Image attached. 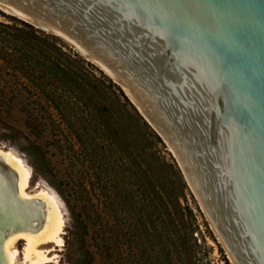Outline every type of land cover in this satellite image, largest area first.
Segmentation results:
<instances>
[{
  "label": "water",
  "instance_id": "obj_1",
  "mask_svg": "<svg viewBox=\"0 0 264 264\" xmlns=\"http://www.w3.org/2000/svg\"><path fill=\"white\" fill-rule=\"evenodd\" d=\"M138 3L177 7H124ZM0 10L107 72L166 143L234 264H264V0H0ZM17 178L0 153L8 204Z\"/></svg>",
  "mask_w": 264,
  "mask_h": 264
},
{
  "label": "trees",
  "instance_id": "obj_2",
  "mask_svg": "<svg viewBox=\"0 0 264 264\" xmlns=\"http://www.w3.org/2000/svg\"><path fill=\"white\" fill-rule=\"evenodd\" d=\"M6 20L0 21V62L26 80L24 89L45 105L43 120L68 143L74 168L83 176L77 182L82 200L118 220L122 214L129 242L140 251L143 244L162 246L165 264H194L183 231L191 229L194 213L181 202L189 187L162 137L119 85L58 35L16 16ZM6 96L2 91L5 109L10 107ZM25 124L36 139L42 136L38 117L26 114ZM178 218L187 228L177 229ZM81 223L87 232L89 226ZM86 253L85 264H92L93 253Z\"/></svg>",
  "mask_w": 264,
  "mask_h": 264
},
{
  "label": "rangeland",
  "instance_id": "obj_3",
  "mask_svg": "<svg viewBox=\"0 0 264 264\" xmlns=\"http://www.w3.org/2000/svg\"><path fill=\"white\" fill-rule=\"evenodd\" d=\"M7 15L11 14L0 10V21H7ZM58 37L73 52L83 57L82 52L80 53L73 44L59 35ZM91 63L108 76L95 62ZM97 74L100 75L98 71ZM26 83L21 75L8 72L0 62V95L5 91L9 101L7 105H10L6 109L5 106L0 107V149L11 150L22 157L31 172L27 193L36 196L43 189L49 191L56 197L64 217L62 244L57 246L55 243H49L41 246L42 250H49L52 258L45 264H85L88 260V250L94 255L92 264H165L162 246L152 249L143 244L146 247L140 251L129 242L122 214L118 220L111 211H97L82 200L83 193L78 191L77 187V182L83 178L80 167L74 168L75 162L67 152L68 143L60 136V131L43 120L46 117L43 109L45 105L40 98L35 100L24 89ZM28 113L39 118V133L42 135L39 139L35 138L25 124ZM170 154L163 152L167 161L172 160ZM173 177L178 178L177 175ZM188 187L189 189L185 190L186 199L182 197L181 202L183 205L188 203L193 210L191 229H184L187 226L182 225L180 218L177 219L176 226L177 229H184V234L187 235L186 242L191 247L194 264H233L197 195L189 184ZM88 216L93 220H89ZM80 219L89 226L87 232ZM29 221L32 223L34 218ZM25 247L26 241L23 239L16 243V264H28L24 257Z\"/></svg>",
  "mask_w": 264,
  "mask_h": 264
},
{
  "label": "bare ground",
  "instance_id": "obj_4",
  "mask_svg": "<svg viewBox=\"0 0 264 264\" xmlns=\"http://www.w3.org/2000/svg\"><path fill=\"white\" fill-rule=\"evenodd\" d=\"M81 54L90 59L83 52ZM0 153L18 172L16 185L19 198L23 200L17 199L18 201L12 205L0 199V264H16L17 251L14 247L22 239L26 241L24 257L28 264L48 263L52 259L49 250H42L41 246L49 243L60 246L63 242L64 217L60 205L56 197L45 189L36 196L28 194L31 172L22 157L11 150L0 149ZM30 199L33 201L29 202ZM202 209L204 210L203 206ZM31 218H34L32 223L29 221ZM211 226L218 236L212 222ZM219 239L222 242L220 237ZM228 256L234 264L229 253Z\"/></svg>",
  "mask_w": 264,
  "mask_h": 264
},
{
  "label": "snow or ice",
  "instance_id": "obj_5",
  "mask_svg": "<svg viewBox=\"0 0 264 264\" xmlns=\"http://www.w3.org/2000/svg\"><path fill=\"white\" fill-rule=\"evenodd\" d=\"M124 7L126 8H134L137 11L143 12L145 14H154V15H167L169 14L175 7L174 5H167V4H155V5H146L143 3L128 5L125 4Z\"/></svg>",
  "mask_w": 264,
  "mask_h": 264
}]
</instances>
